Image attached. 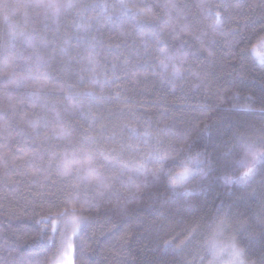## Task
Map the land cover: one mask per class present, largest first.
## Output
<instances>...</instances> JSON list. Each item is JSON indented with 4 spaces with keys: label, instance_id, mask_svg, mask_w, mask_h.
<instances>
[{
    "label": "trees",
    "instance_id": "1",
    "mask_svg": "<svg viewBox=\"0 0 264 264\" xmlns=\"http://www.w3.org/2000/svg\"><path fill=\"white\" fill-rule=\"evenodd\" d=\"M262 39L264 0H0V261L53 264L70 237L72 264H211L233 240L264 264V166L225 183L264 148Z\"/></svg>",
    "mask_w": 264,
    "mask_h": 264
},
{
    "label": "snow or ice",
    "instance_id": "2",
    "mask_svg": "<svg viewBox=\"0 0 264 264\" xmlns=\"http://www.w3.org/2000/svg\"><path fill=\"white\" fill-rule=\"evenodd\" d=\"M38 6L52 7V5H38ZM69 7H71V5H69ZM122 7H127V6L122 5ZM133 7H135V5H133ZM209 14L211 15V10L209 11ZM136 15L141 16L142 20H154L155 19L151 15H148V14L142 15L140 12H137ZM215 17H216V21L219 22L220 13L216 12ZM140 27L142 28L143 25H141ZM171 27H172V25L170 23L165 22L164 27L161 28L160 32L162 33L165 28H171ZM188 33H189L188 27L187 26H181L179 29V33L174 35L172 38L178 39L180 37V35H187ZM154 35L158 36V35H160V33H155ZM195 38L199 39V37H195ZM159 42L160 41H157V43H159ZM145 47H146V45H145ZM159 51L161 53H163L166 51V49L160 48ZM209 55H211V53H209ZM251 55L253 56V58L255 60L259 61L260 63H264V39L259 41L256 45H253V47L251 49ZM170 59H175V58H170ZM161 63H162V66L167 67V65H164L163 62H161ZM173 74L175 76H180V74H181L180 68H178V67L175 68ZM92 83L95 86H99L100 92L101 93L103 92V86L102 85H99V83L95 80H93ZM79 95L81 97H90L93 99H98V97L96 96V93L94 92V90L92 88L83 91ZM68 98L72 99L73 97L70 96ZM73 107H77V105H73ZM261 111H264V109H262ZM199 155L200 154H197V156H199ZM168 159H169V157L167 155H163V156L158 157V160L162 165L165 162H167ZM193 161H195L197 164L200 163V161L198 159H196V157H188L187 161L183 164V170L181 172L177 173L176 176L173 177L169 181L168 190L173 196H175L177 194H181L184 196H192L195 194L193 191H189V190H185L183 193H179V186L175 182V180L177 178L185 179V178H189L193 174V169L189 166ZM238 163L242 167L245 168V171H243L239 177H235V178L225 177V183L226 184L245 183L249 177L255 175L257 166L258 165L264 166V148H257L253 145H249L245 151L244 158H242ZM202 179H207V173H205L202 176ZM60 216H61V218L69 217L67 223H70L72 225L73 234H76V232L79 229L81 222L84 219L82 216H78L76 214L75 210H73V212L70 215L68 212H63L60 214ZM48 219L49 218H47V217L42 218L40 223H47ZM56 231H57V226H56L55 221H53L52 222V233H53V235L51 237H49V240H48V243L50 245H53V246H55V243H56V241H55ZM45 235H47L46 231L43 234L38 236L36 242L39 243V242L43 241ZM69 240H70V237H62L61 238V247L63 248L66 245L68 249H72V245L70 243H68ZM231 253L238 260V264H244L243 259H241L242 255H243V249L238 247L235 240H233L231 243ZM68 259H69V261H71V257H68ZM0 264H4V262L0 261ZM32 264H39V262L33 261ZM53 264H55V261H53Z\"/></svg>",
    "mask_w": 264,
    "mask_h": 264
},
{
    "label": "rangeland",
    "instance_id": "3",
    "mask_svg": "<svg viewBox=\"0 0 264 264\" xmlns=\"http://www.w3.org/2000/svg\"><path fill=\"white\" fill-rule=\"evenodd\" d=\"M217 244H214L215 253L211 264H238V260L231 253V244L225 247L220 246L219 243ZM68 257H70V252L68 248H65L55 264H72Z\"/></svg>",
    "mask_w": 264,
    "mask_h": 264
}]
</instances>
